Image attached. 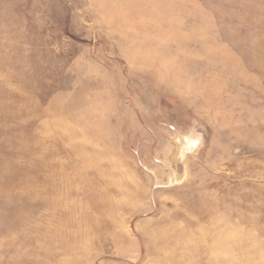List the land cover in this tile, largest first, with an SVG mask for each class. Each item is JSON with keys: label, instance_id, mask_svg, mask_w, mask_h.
I'll return each mask as SVG.
<instances>
[{"label": "rangeland", "instance_id": "1", "mask_svg": "<svg viewBox=\"0 0 264 264\" xmlns=\"http://www.w3.org/2000/svg\"><path fill=\"white\" fill-rule=\"evenodd\" d=\"M0 264H264V0H0Z\"/></svg>", "mask_w": 264, "mask_h": 264}, {"label": "bare ground", "instance_id": "2", "mask_svg": "<svg viewBox=\"0 0 264 264\" xmlns=\"http://www.w3.org/2000/svg\"><path fill=\"white\" fill-rule=\"evenodd\" d=\"M179 141V140H178ZM184 146V145H183Z\"/></svg>", "mask_w": 264, "mask_h": 264}]
</instances>
